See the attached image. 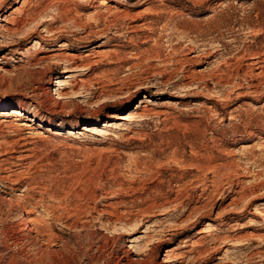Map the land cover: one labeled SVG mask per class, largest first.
I'll list each match as a JSON object with an SVG mask.
<instances>
[{
    "label": "rangeland",
    "instance_id": "1",
    "mask_svg": "<svg viewBox=\"0 0 264 264\" xmlns=\"http://www.w3.org/2000/svg\"><path fill=\"white\" fill-rule=\"evenodd\" d=\"M23 1L0 0L24 112L0 116V264H264V0ZM50 52L94 60L77 95Z\"/></svg>",
    "mask_w": 264,
    "mask_h": 264
},
{
    "label": "bare ground",
    "instance_id": "2",
    "mask_svg": "<svg viewBox=\"0 0 264 264\" xmlns=\"http://www.w3.org/2000/svg\"><path fill=\"white\" fill-rule=\"evenodd\" d=\"M24 3H28L29 2V0H25V1H23ZM22 10V9H21ZM110 10V9H109ZM23 11V10H22ZM22 11H21V13H22ZM19 12V11H18ZM20 13V14H21ZM25 13V12H24ZM24 13H23V15H24ZM1 16H3L4 17V19H6L7 18V16L5 15V12H3L2 13V15ZM26 16H27V18L26 19H30V17L26 14ZM32 16V15H31ZM13 21H15L14 19H13ZM17 21V24H16V26H17V28H15V27H4V29H6L7 31H15V30H18V28H19V24H22L23 23V21H24V19L21 21V20H16ZM14 24H15V22H14ZM3 29V28H2ZM42 32L43 33H48V32H50V29H48L46 26H44L43 27V29H42ZM1 36V35H0ZM49 37V36H48ZM100 45V44H99ZM62 46H64L63 44H62ZM22 50V49H21ZM98 52H100V51H98ZM99 55H100V53H98ZM90 54H87V55H85V57H83L82 59L79 57L78 58V56L77 55H75V54H68V53H65V52H60V53H53V52H50L49 54H47V55H42L41 57H38L37 59H41V60H43V59H51L54 63H60V62H62V63H64V65H65V67L62 69V72H64L65 74H67V81H62V80H60V79H57V87H58V89H57V95H58V98H62V97H64V96H66L67 94H69V93H72L73 95L72 96H75V95H77L76 94V92L78 91V90H80L79 88H82V87H84L85 85H86V83H87V79H85V78H83V77H78V76H80V75H70L71 74V71H73V70H78V71H80V70H82V69H86L87 68V70L88 69H91L92 68V64H94V60L93 59H90ZM80 60V62L78 63V62H75L74 60ZM102 59V58H101ZM98 61V60H97ZM38 62V61H37ZM44 62V61H43ZM66 62V63H65ZM38 64V63H37ZM49 65H50V63H49ZM63 65V66H64ZM52 66V65H51ZM58 66V65H57ZM50 68V67H49ZM48 69V68H47ZM82 93V92H81ZM78 94H80L79 92H78ZM69 96V95H68ZM146 100H149V98L148 97H146ZM150 102V101H149ZM5 104H3V106H0V107H6V106H4ZM2 110H4V109H0V116H4V117H6L5 119L7 120L8 118H10V117H13V119H19L20 117H22L23 115H24V112L22 111V109L21 108H18V107H12L11 109H9V111H8V113L7 114H3V113H1V111ZM119 118H123V119H125L126 118V116L125 115H121V116H119ZM127 119V118H126ZM33 120V119H32ZM11 122V121H10ZM17 124V123H16ZM18 127L19 126H26V127H30V123H26L25 121H19L18 122ZM21 126V127H22ZM18 129V128H17ZM26 151V150H25ZM10 194V193H9ZM9 198V197H8ZM9 200V199H8ZM11 201H9V202H13L12 201V199H10ZM17 201V200H16ZM16 201H14V202H16ZM17 203V202H16ZM12 204V203H11ZM15 204V203H14ZM16 205V204H15ZM21 211V210H20ZM23 211V210H22ZM23 215V214H22ZM30 222H31V217L28 215L26 218H25V220L23 221V227L24 228H26L27 230H28V232L29 231H32L33 232V228H32V226L30 225ZM23 229V228H22ZM31 232V233H32ZM201 233V232H200ZM203 233V232H202ZM36 237V236H35ZM34 238V237H33ZM36 239H38V238H36ZM132 242L134 241V240H131ZM146 245H147V243H145ZM149 244V243H148ZM149 247H148V250L147 251H150L149 249H151V251H153L154 252V250H153V248L152 247H150L151 246V244H149L148 245ZM145 247V246H144ZM146 251V252H147ZM155 253V252H154ZM166 256V258H167V254L165 255ZM167 259H163L162 261H161V263H167Z\"/></svg>",
    "mask_w": 264,
    "mask_h": 264
}]
</instances>
